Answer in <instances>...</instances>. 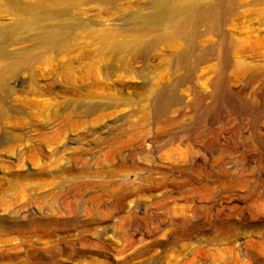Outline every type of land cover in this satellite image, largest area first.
<instances>
[{
    "label": "rangeland",
    "instance_id": "374dc122",
    "mask_svg": "<svg viewBox=\"0 0 264 264\" xmlns=\"http://www.w3.org/2000/svg\"><path fill=\"white\" fill-rule=\"evenodd\" d=\"M156 1L0 0V264H264V0Z\"/></svg>",
    "mask_w": 264,
    "mask_h": 264
},
{
    "label": "bare ground",
    "instance_id": "6f19581e",
    "mask_svg": "<svg viewBox=\"0 0 264 264\" xmlns=\"http://www.w3.org/2000/svg\"><path fill=\"white\" fill-rule=\"evenodd\" d=\"M196 4L197 3L195 2L185 0H157L156 14L158 17L164 19L165 22H175L176 24H181L180 26L188 27H196L202 25L216 26L220 22H224L223 16L220 14H216L218 11V7L214 4H208L206 7H201L200 5L198 6ZM100 39L104 42L107 48L122 53L136 52L137 50H140L143 45L140 41L113 42L108 41V39L104 37H100ZM42 40L43 43H46L48 46L53 45L54 47L58 48V44L60 41L59 33L44 32L43 37L37 39V42L39 43ZM120 254L121 253H119V256Z\"/></svg>",
    "mask_w": 264,
    "mask_h": 264
}]
</instances>
